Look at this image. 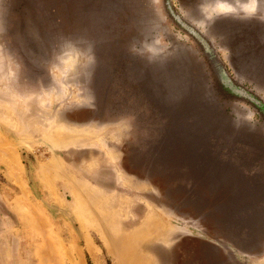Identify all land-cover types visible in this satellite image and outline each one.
Returning <instances> with one entry per match:
<instances>
[{
  "label": "rangeland",
  "instance_id": "1",
  "mask_svg": "<svg viewBox=\"0 0 264 264\" xmlns=\"http://www.w3.org/2000/svg\"><path fill=\"white\" fill-rule=\"evenodd\" d=\"M251 8L249 0H0V264H264V212L252 228L230 220L250 200L241 182L260 179L259 167L246 180L215 167L184 171L172 141L179 155L167 156L171 126L147 75L166 73L182 54L212 97L222 93L217 108L227 117L240 108L264 132V81L237 72L238 59H264V3ZM184 24L210 44L223 81ZM172 90L171 117L184 119ZM195 95L188 84L184 106ZM208 107L215 121L205 131L217 133L222 116ZM137 115L150 123L139 126L142 138L156 136V157L138 147Z\"/></svg>",
  "mask_w": 264,
  "mask_h": 264
},
{
  "label": "crops",
  "instance_id": "2",
  "mask_svg": "<svg viewBox=\"0 0 264 264\" xmlns=\"http://www.w3.org/2000/svg\"><path fill=\"white\" fill-rule=\"evenodd\" d=\"M184 64L186 65L187 63L185 62ZM105 66L108 65L105 64ZM156 73L157 75H155ZM195 74V72H189L188 68H185L183 73L176 72L168 74L167 72L158 73L154 71H147V75L150 78L148 87H150L149 89L152 93V99L154 101L156 95H158V100L161 103L165 96L173 93V87V89H175L174 91H177L179 96L177 105L174 106V110L184 109L185 112L188 111L186 112L184 119H179L177 117H171V121L166 119L167 124L171 126L169 128L171 133L169 146L172 147L171 141L173 142V145L178 146L177 149L181 151H179L180 156L183 155L185 164L191 168H185L184 171L186 172H204V167H210L211 170H213L212 167H215L219 171H236L239 174H242L244 180H246L248 179V177L245 176L246 172H250L251 169H255L258 166L262 172V176H260V179L256 178V180L252 182L257 183L262 188L263 185L261 186L258 182L259 180L264 181V132L262 128H258L257 124L252 122V120L248 117H241L240 108H233L235 114H233L232 117H227L225 112L222 111V106L217 108L218 103L223 104L217 99V97L220 98L222 93L215 90L214 92L216 95L212 97V92H210L211 90H208V84H206V81L204 82L198 74ZM163 75L165 76L163 77ZM161 76L165 79L161 78ZM236 76L237 78H234L233 80H237L239 86H241V77L239 75ZM143 77H145V75ZM219 81L221 82V80ZM141 82L143 83V81L137 77L134 83L139 86ZM188 84H190L191 88H193V92H196L197 95H195V98L198 102L193 104L190 103L189 105L184 106L183 100ZM238 90L240 91L241 89L238 88ZM137 97L140 100V95H137ZM187 99L188 98L186 97V101ZM228 102H234L237 104V100L235 101V99ZM247 102L251 103V101ZM240 103L241 102L238 101V104ZM205 105H212V109L217 114L222 116V121L220 122L221 128L220 130H217V133L209 134L205 131L206 122L201 119L197 120L199 117L196 118L194 115L198 112V110H201L202 106ZM136 111L137 114H139V110L137 109ZM136 120V125L138 126L137 138L139 149H144V157H156L159 155V152L157 153L158 148L156 136L152 135L150 137L148 136L149 138H142L143 131L139 127L141 126L143 130H146V126H149L150 123H147L144 116L140 115H137ZM126 124L129 125V120H127ZM124 134L125 133H123V135ZM177 151L176 147L173 146L171 150H169V154L167 156L173 157L179 155L177 154ZM250 183L251 181H248L247 184ZM260 199H257L254 202H264L262 201L263 198L262 200Z\"/></svg>",
  "mask_w": 264,
  "mask_h": 264
},
{
  "label": "water",
  "instance_id": "3",
  "mask_svg": "<svg viewBox=\"0 0 264 264\" xmlns=\"http://www.w3.org/2000/svg\"><path fill=\"white\" fill-rule=\"evenodd\" d=\"M179 19V18H178ZM184 26L187 28V30H189L198 40H199V42L201 43V45H202V47H203V52H204V54H205V56H206V58L208 59V61H209V63H210V65H211V67H212V70H213V73L215 74V76H216V78L217 79H219V80H221V81H223V78L225 79V77L224 76H221L220 74H221V72H217L216 70H215V65H214V61H213V58H218L217 57V55H216V53L214 52V50L212 49V47L210 46V44L207 42V40L205 39V38H203L201 35H199V34H197L192 28H191V26H189L188 24H184ZM184 56H179V58H178V61L177 62H173V61H169V62H166L164 65H163V69H165L166 70V72L169 74V73H178V72H180V73H183L184 72V70H185V68H186V65L184 64L185 63V61H184ZM164 70V71H165ZM160 71H162V68H160ZM236 90H237V92L239 93L241 90H243L240 94H242V96H244L245 97V95L247 96V97H245L246 99H248L249 101L251 100L252 101V99H254V97H253V95L252 94H249V93H247L246 92V90H244L243 88H239V89H241L240 91L237 89V88H235ZM184 101V100H183ZM195 102H198L197 100H191V104H193V103H195ZM253 102H255L256 103V101H253ZM190 103H187L186 102V105H189ZM179 104H180V102H179ZM183 104H184V102H183ZM259 104V103H258ZM171 105H170V101H169V94H168V96H165L164 98H163V101L161 102V110H162V113H163V116H165L167 119H171ZM179 112H180V110L179 109H177ZM171 121V120H170ZM171 134V133H170ZM260 200H262V199H260ZM260 200H259V202H260ZM263 201V200H262ZM260 204H263L264 205V202H260V203H258V201L257 202H254V203H251V204H249V205H246V206H241V209L239 208V210H237L233 215H232V217H231V219L230 220H232V221H234V223H237V225L239 224V221H238V217H239V220H240V222H244V220L246 219V218H244L243 219V217H247V215L252 211V212H256L257 211V209H259V205ZM247 221V220H246ZM245 221V222H246ZM243 224V226H247L248 228L250 227V228H252L253 226H252V224L250 223H242ZM236 225V226H237ZM240 225V224H239ZM254 225V224H253Z\"/></svg>",
  "mask_w": 264,
  "mask_h": 264
},
{
  "label": "bare ground",
  "instance_id": "4",
  "mask_svg": "<svg viewBox=\"0 0 264 264\" xmlns=\"http://www.w3.org/2000/svg\"><path fill=\"white\" fill-rule=\"evenodd\" d=\"M225 3V2H224ZM218 4H220L221 6L220 7H227L228 8V6H229V4H222V3H218ZM232 9H233V5L232 6H230ZM242 7H244V5L242 6ZM231 8L229 9V10H231ZM234 10V9H233ZM234 12V11H233ZM181 56H182V54H180ZM258 57H253V60H258L257 59ZM260 59V58H259ZM263 59V57L260 59V60H262ZM200 112H201V114H199V115H201V117H202V120L204 121V122H206V128H208L210 125H212L214 122L213 121H215V118H211L210 117V107H208V106H202V108H201V110H200ZM195 114H197V112L195 113ZM215 125H217V127H220L218 124H215ZM213 127V126H212ZM210 133V132H209ZM213 134V133H212ZM241 182V181H240ZM242 184H244L245 185V187L248 189V192L250 193V195H249V198H250V200H249V202L247 203V205H249V204H251V203H253L254 201H256L257 199H262L263 198V200H264V191H263V189L260 187V185H258L257 183H255V182H251L250 184H245V183H243V182H241ZM258 210H261L262 212H264V205H262V207H259V209H257V213H258ZM256 212H250L248 215H247V217H243V219L244 218H246L244 221H246V222H250V221H252V220H254L255 218H257V216H260L259 214H257ZM238 221H239V224H241L240 223V220H239V217H238Z\"/></svg>",
  "mask_w": 264,
  "mask_h": 264
},
{
  "label": "flooded vegetation",
  "instance_id": "5",
  "mask_svg": "<svg viewBox=\"0 0 264 264\" xmlns=\"http://www.w3.org/2000/svg\"><path fill=\"white\" fill-rule=\"evenodd\" d=\"M237 72L241 73L242 76L247 74L251 78H255L264 81V59L260 60V63L256 64L252 61L249 63L245 60L238 59Z\"/></svg>",
  "mask_w": 264,
  "mask_h": 264
},
{
  "label": "clouds",
  "instance_id": "6",
  "mask_svg": "<svg viewBox=\"0 0 264 264\" xmlns=\"http://www.w3.org/2000/svg\"><path fill=\"white\" fill-rule=\"evenodd\" d=\"M261 3H264V0H260ZM249 3L251 4L252 8V12L255 13L256 12V4H257V0H249Z\"/></svg>",
  "mask_w": 264,
  "mask_h": 264
},
{
  "label": "trees",
  "instance_id": "7",
  "mask_svg": "<svg viewBox=\"0 0 264 264\" xmlns=\"http://www.w3.org/2000/svg\"><path fill=\"white\" fill-rule=\"evenodd\" d=\"M87 264H90V262H89V261H87Z\"/></svg>",
  "mask_w": 264,
  "mask_h": 264
}]
</instances>
